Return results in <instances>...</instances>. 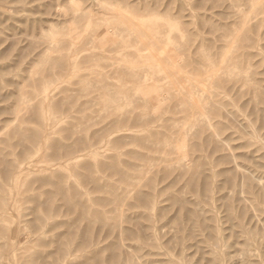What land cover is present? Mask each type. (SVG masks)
Instances as JSON below:
<instances>
[{"label": "rangeland", "instance_id": "rangeland-1", "mask_svg": "<svg viewBox=\"0 0 264 264\" xmlns=\"http://www.w3.org/2000/svg\"><path fill=\"white\" fill-rule=\"evenodd\" d=\"M263 121V0H0V264H264Z\"/></svg>", "mask_w": 264, "mask_h": 264}, {"label": "bare ground", "instance_id": "bare-ground-1", "mask_svg": "<svg viewBox=\"0 0 264 264\" xmlns=\"http://www.w3.org/2000/svg\"><path fill=\"white\" fill-rule=\"evenodd\" d=\"M260 1V0H259ZM264 1V0H263ZM70 2H72V1H70ZM262 2V1H261ZM260 2V3H261ZM259 3V2H258ZM259 3V4H260ZM98 4H99V2H98ZM107 7V6H106ZM60 9V8H59ZM62 9V8H61ZM105 9H108V8H105ZM108 10H110V9H108ZM110 11H112V10H110ZM57 13V12H56ZM115 13V12H114ZM95 14V13H94ZM117 14V13H116ZM116 14H115V16H116ZM118 16V15H117ZM93 17H94V15H93ZM119 17V16H118ZM120 18V17H119ZM121 20H124L123 19V17H122V19ZM244 21V20H243ZM121 22H125L126 23V20L125 21H121ZM37 25V24H36ZM128 25V24H127ZM38 26H39V28H40V30L41 31H44V28L42 27V22H39L38 23ZM131 27V26H130ZM133 27V26H132ZM135 28H137V27H135ZM134 28V29H135ZM132 31H133V28H132ZM134 31H137V33H136V35H138L137 37H141V36H139V34H141V33H139L138 34V32H139V30L137 29H135ZM133 31V32H134ZM141 32V31H140ZM241 32H243V31H241ZM43 33V32H42ZM237 35V34H236ZM239 35H240V33H239ZM238 35V36H239ZM246 35V34H245ZM146 36V35H145ZM243 36V35H242ZM149 38V37H148ZM235 38H237L236 36H235ZM151 40V39H150ZM151 43H153V42H151ZM148 44V43H147ZM148 46H149V44H148ZM154 46H155V44H154ZM246 47V46H245ZM51 48H53L52 46H51ZM48 50H50L49 49V47H48ZM47 50V51H48ZM52 50V49H51ZM159 50V49H158ZM52 51H54V50H52ZM145 51V50H144ZM150 51H151V49H150ZM161 51V50H160ZM149 52V51H148ZM152 52V51H151ZM163 52V51H162ZM161 52V53H162ZM153 53V52H152ZM155 53H156V51H155ZM158 53V52H157ZM160 53V52H159ZM158 53V54H159ZM164 54V53H163ZM222 56V55H221ZM155 57V56H154ZM153 56H152V58H154ZM167 57V56H166ZM224 57V56H223ZM219 58H221L220 56H219ZM160 60V59H159ZM166 60H168L167 62H168V64L170 63L169 61H171V60H169V59H167L166 58ZM227 60V59H226ZM162 61V60H161ZM156 62V61H155ZM219 62H221V61H219ZM227 62V61H226ZM172 63V62H171ZM222 63H223V61H222ZM159 64H161L160 63V61H159ZM219 64L220 63H218V67H219ZM226 64V63H225ZM162 65H163V63H162ZM171 66H172V64H170ZM221 65V64H220ZM165 66V65H164ZM164 66H162V67H164ZM173 66H175V68L177 67V65H174L173 64ZM178 67H181V66H178ZM218 67L217 68H215L216 70L218 69ZM221 67V66H220ZM167 68V67H166ZM226 68V67H225ZM163 69V68H162ZM167 69H170V68H167ZM171 69H172V67H171ZM224 69V68H223ZM174 70V69H173ZM173 70H171L172 72H174L175 73V71H173ZM177 70H179V69H177ZM176 70V71H177ZM180 71V70H179ZM163 72H165V71H163ZM168 72H170L169 70H168ZM211 72V71H210ZM209 72V73H210ZM212 72H213V70H212ZM180 73V72H179ZM204 73V72H203ZM215 73V72H214ZM170 74V73H169ZM175 74H177V73H175ZM182 75V74H181ZM208 75V74H207ZM210 76H211V74H209ZM208 75V76H209ZM167 76L168 75H166V78H167ZM172 76L174 77V75L172 74ZM179 77H181L180 76V74L178 75ZM177 76V77H178ZM184 75H182V77H183ZM214 77H215V75H214ZM147 78V77H146ZM149 78V77H148ZM147 78V79H148ZM184 78V77H183ZM155 79V78H154ZM154 79H153V81H154ZM160 79V82H161V80H163L164 78H159ZM168 79V78H167ZM173 79H175V77L173 78ZM194 79H196L195 77H194ZM248 79H249V76H248ZM156 80V79H155ZM180 80V79H179ZM196 80H198V79H196ZM195 80V81H196ZM203 80H204V78H203ZM235 80V79H234ZM233 79H232V81H234ZM178 81V80H177ZM156 82H158V81H156ZM159 82V83H160ZM212 82V81H211ZM199 83H200V81H199ZM198 83V84H199ZM214 83H215V81H214ZM213 84V83H212ZM212 84L210 83V85L212 86ZM183 85V84H182ZM181 85V86H182ZM9 86V85H8ZM184 87V86H183ZM144 88H146L144 85H143V88H142V90L144 89ZM182 88V87H181ZM210 88V87H209ZM209 88H207V90L209 89ZM20 89V88H19ZM217 89V88H216ZM174 90H175V88H174ZM184 90V89H183ZM206 90V91H207ZM211 90V89H210ZM206 91H205V93H206ZM22 92V91H21ZM176 92V91H175ZM178 93V92H177ZM210 93V92H209ZM208 93V94H209ZM212 93V92H211ZM214 93V92H213ZM178 95V94H177ZM180 95H181V93H180ZM189 96V99L190 100H192L193 98L192 97H194V94H192L191 93V95L189 94L188 95ZM211 96H212V94H211ZM19 97V96H18ZM21 97H23V96H21ZM18 99V98H17ZM184 99V98H183ZM209 99V98H208ZM186 100V99H185ZM194 100V99H193ZM205 100V99H204ZM210 100V99H209ZM18 102H20V101H18ZM194 102V101H193ZM196 102V101H195ZM207 102H208V100H207ZM207 102H205L204 104H206ZM21 103V102H20ZM26 103V102H25ZM190 103V102H189ZM202 103V102H201ZM253 103H254V101H253ZM257 104V103H256ZM212 105V104H211ZM19 107H20V104L18 105ZM17 106V107H18ZM202 106V105H201ZM16 107V106H15ZM16 107V108H17ZM22 107V106H21ZM20 107V108H21ZM199 107H200V105H199ZM210 107V105L208 106V108ZM207 108V109H208ZM197 109H199V108H197ZM219 109V108H218ZM255 109V108H254ZM220 110V109H219ZM15 111H16V109H15ZM199 111V110H198ZM203 111H204V109H203ZM255 112V111H254ZM253 112V113H254ZM15 113V112H14ZM199 113V112H198ZM209 113V112H208ZM17 114V113H16ZM203 113H201V115H202ZM200 115V116H201ZM206 115V114H205ZM227 115V114H226ZM192 116V115H191ZM202 117H204V116H202ZM14 118H16V117H14ZM204 119V118H203ZM253 119V118H252ZM16 120V119H15ZM205 120H207V119H205ZM202 122V121H201ZM203 122H205V121H203ZM202 125V124H201ZM206 125H208V124H206ZM262 125H263V128H264V121H263V123H262ZM200 127V126H199ZM203 127V126H202ZM198 128V127H197ZM260 128V127H259ZM200 129V128H199ZM198 129V130H199ZM210 129V128H209ZM242 129V128H241ZM262 129V128H261ZM4 130V129H3ZM1 131V130H0ZM210 131H211V129H210ZM4 132V131H3ZM71 134V133H70ZM99 134V133H98ZM212 134V133H211ZM245 134V133H244ZM97 135V134H96ZM212 136H214V135H212ZM90 137H91V134H90ZM95 137V136H94ZM215 137V136H214ZM97 139V138H96ZM98 143V142H97ZM97 143L95 142V140L94 141H86V142H79L78 143V147H76L75 149H73V147H71V146H67V147H61V146H59L58 144H54L53 146H51V148H52V156H53V158H55V157H58L59 156V153H60V151H64V155H62L63 157H65V158H67L68 160H70V159H72V158H74L75 157V155L76 154H78V153H84V151H89V150H91L93 147H95V145H97ZM98 148V147H97ZM96 149V148H95ZM94 150V149H93ZM24 152V151H23ZM27 153V152H26ZM213 153V152H212ZM230 153V152H229ZM118 154V153H117ZM95 155V154H94ZM80 156H82V155H80ZM88 156V155H87ZM100 156V155H99ZM102 156V155H101ZM17 157V156H16ZM18 158V157H17ZM18 160V159H17ZM260 161H262V160H260ZM65 162H66V160H65ZM234 162V161H233ZM10 167V166H9ZM237 167V166H236ZM238 168V167H237ZM241 170V169H240ZM20 171V170H19ZM151 171H152V169H151ZM150 171V172H151ZM7 172H8V168H7ZM10 172V171H9ZM13 173V172H12ZM15 173V172H14ZM148 174V173H147ZM1 176V179H2V174H0ZM12 175V174H11ZM10 175V176H11ZM18 177V176H17ZM61 179V178H60ZM144 179V178H143ZM3 180V179H2ZM241 181H242V179H241ZM4 182V181H3ZM93 182H95V180H93ZM204 182H205V180H204ZM261 182V181H260ZM203 183V182H202ZM241 183V182H240ZM139 184V183H138ZM140 185V184H139ZM264 186V185H263ZM149 188V187H148ZM240 188V187H239ZM203 189V188H202ZM241 190V189H240ZM239 190V191H240ZM205 193L207 192V188L205 187L204 188V190H203ZM240 193V192H239ZM262 193H263V191H262ZM131 194V193H130ZM129 194V195H130ZM146 194V193H145ZM129 195H128V197H129ZM147 195V194H146ZM128 197H126V198H128ZM151 197V196H150ZM226 197V196H225ZM84 200V199H83ZM126 200V199H125ZM124 200V201H125ZM147 200V199H146ZM138 201H140V200H137V202ZM192 202V201H191ZM262 202V201H261ZM6 203V202H5ZM4 203V204H5ZM142 203H144V201H142ZM146 203V202H145ZM123 204V203H122ZM179 205H182V204H179ZM6 206V205H5ZM4 206V207H5ZM8 207V206H7ZM122 207V206H121ZM183 210L186 212V215H185V218H186V221H189L191 224H192V226H195V225H197V220H196V214H195V212L193 211V210H188V209H185V208H183ZM121 211V210H120ZM230 211V210H229ZM84 213H85V210H83L82 211V216H84ZM121 213V212H120ZM177 213V212H176ZM253 213V212H252ZM2 214V213H1ZM141 215V214H140ZM176 215V214H175ZM121 216V215H120ZM121 218V217H120ZM145 218V217H144ZM174 218V217H173ZM176 218V217H175ZM200 218V217H199ZM83 220V219H82ZM209 221H210V223H213V221H212V219H209ZM81 222V221H80ZM171 222V221H170ZM169 222V223H170ZM176 222H180V219H177L176 218ZM118 223V222H117ZM17 224V223H16ZM152 224V223H151ZM119 225H120V220H119ZM78 226V225H77ZM100 228V227H99ZM204 228L205 229H208L209 230V234L210 235H212L215 239H219V236H220V233H219V231H216L217 230V228L215 227V228H211L210 226H206V225H204ZM234 228V227H233ZM17 229V228H16ZM85 228H83L82 230H84ZM91 229V228H90ZM101 230H104V229H101ZM119 230V229H118ZM140 230V229H139ZM17 231V230H16ZM15 231V232H16ZM94 231H95V229H94ZM142 231V230H141ZM140 231V232H141ZM89 232H90V230H89ZM129 232V231H128ZM17 233V232H16ZM16 233L14 234V235H16ZM82 233H83V231H82ZM213 233V234H212ZM219 233V234H218ZM89 234H91V232L89 233ZM82 235V234H81ZM91 236V235H90ZM120 236V235H119ZM83 237V235L81 236V238ZM255 238V237H254ZM85 240H87V239H85ZM255 240V239H254ZM174 241V240H173ZM84 242H86L87 243V241H84ZM219 243V242H218ZM122 244V243H121ZM83 246H84V244H82ZM175 245V244H174ZM215 246V245H214ZM219 246H220V244H219ZM118 247H120V246H118ZM118 249L119 248H117V251H118ZM198 249V248H197ZM12 250V249H11ZM55 250V249H54ZM6 251H7V249H6ZM132 251V250H131ZM129 253V252H128ZM132 254V253H131ZM55 255V254H54ZM126 256V255H125ZM221 256L222 255H220L218 252H215L214 253V255H213V258H212V260L210 261V264H218L219 262H220V260L222 259L221 258ZM117 254H115V255H112L111 256V258L112 259H109L111 262L113 261V260H116L117 258ZM128 257V256H127ZM136 258V257H135ZM46 260V259H45ZM100 260V259H99ZM89 261V260H88ZM136 261H137V259H136ZM42 263H43V261H42ZM99 263H100V261H99ZM12 264V263H11Z\"/></svg>", "mask_w": 264, "mask_h": 264}]
</instances>
